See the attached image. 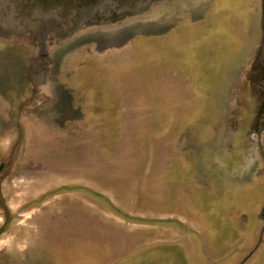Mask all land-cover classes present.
Returning a JSON list of instances; mask_svg holds the SVG:
<instances>
[{
    "label": "rangeland",
    "instance_id": "rangeland-1",
    "mask_svg": "<svg viewBox=\"0 0 264 264\" xmlns=\"http://www.w3.org/2000/svg\"><path fill=\"white\" fill-rule=\"evenodd\" d=\"M192 6L63 40L3 23L0 264H264L258 99L236 86L261 0Z\"/></svg>",
    "mask_w": 264,
    "mask_h": 264
},
{
    "label": "flooded vegetation",
    "instance_id": "flooded-vegetation-1",
    "mask_svg": "<svg viewBox=\"0 0 264 264\" xmlns=\"http://www.w3.org/2000/svg\"><path fill=\"white\" fill-rule=\"evenodd\" d=\"M200 1L202 2V0ZM78 5V0H0V19H3L2 23H5L8 19H17L18 21L21 19H57V21L54 20V26L57 28V31L53 34L58 39L63 40L64 33L60 28L62 21L58 19H75L76 13L70 16L66 15V13L71 11L73 13L74 8ZM192 5L193 0H107L100 12L86 19H189L187 17L193 18ZM70 7H72V10L70 9L71 11L69 10ZM151 8L152 11L153 9L158 10V13L150 18L145 17L144 12ZM261 8L262 15L258 27L259 40L255 44V47L251 49L252 53L248 61L238 65L241 76L236 86L237 88H244V94L242 95L245 98L253 100L255 94L258 99L256 100V115L254 117L248 116L245 120L247 122L246 129H248V124L251 125L250 127L255 126L253 130L258 133L260 152L264 155V143L262 139L264 135V0H261ZM35 12L37 13L36 16L33 15ZM163 12L165 15H162ZM198 17L202 19L203 16ZM39 23L38 25H40ZM10 31L12 30L9 27H4L0 23V34L2 38L7 39L8 35H12L13 32ZM28 34L32 35V32H28ZM38 53H41V51L35 54ZM39 59L32 61L31 58L28 68L34 69L35 66L37 67V63L40 62ZM246 73L249 74V79L246 78ZM257 93L259 94L258 96L256 95ZM249 135L247 134V136ZM252 150L253 148L250 146V151L252 152Z\"/></svg>",
    "mask_w": 264,
    "mask_h": 264
},
{
    "label": "water",
    "instance_id": "water-1",
    "mask_svg": "<svg viewBox=\"0 0 264 264\" xmlns=\"http://www.w3.org/2000/svg\"><path fill=\"white\" fill-rule=\"evenodd\" d=\"M105 1H107V0H78L79 5L76 6V8H74L73 13L71 11L72 7L69 8V10L71 9L70 10L71 12L66 13V15H68V16L76 13L75 19H59L60 21H62V26H63L64 32L68 33V34H73V33L78 32V31L81 32V30L84 29L83 28L84 25L85 26L87 25L88 21H91V20L95 21L96 20V19H86V18L93 17L96 13L100 12L105 5ZM8 20H9V23L13 22L16 25H18L19 27H21L22 19L20 21H18L17 19H8ZM91 25H93V24H91ZM64 38H66V37H64ZM4 209L6 211V207H4ZM263 210H264V205L262 207V211ZM262 219L264 220L263 215H262ZM5 223H3L0 226V234L2 233V231L5 227ZM263 229H264V227H263ZM260 239H261V236L259 237V241H260ZM259 241L257 243V246L259 244ZM256 247L254 249H252V251L250 253H252L256 249Z\"/></svg>",
    "mask_w": 264,
    "mask_h": 264
},
{
    "label": "trees",
    "instance_id": "trees-1",
    "mask_svg": "<svg viewBox=\"0 0 264 264\" xmlns=\"http://www.w3.org/2000/svg\"><path fill=\"white\" fill-rule=\"evenodd\" d=\"M120 213V212H119ZM121 214V213H120ZM125 216V215H124Z\"/></svg>",
    "mask_w": 264,
    "mask_h": 264
}]
</instances>
